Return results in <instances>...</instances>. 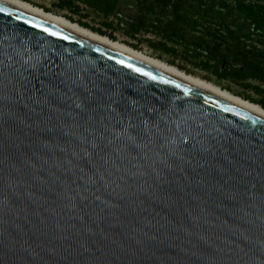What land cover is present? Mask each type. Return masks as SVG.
<instances>
[{
	"label": "water",
	"instance_id": "obj_1",
	"mask_svg": "<svg viewBox=\"0 0 264 264\" xmlns=\"http://www.w3.org/2000/svg\"><path fill=\"white\" fill-rule=\"evenodd\" d=\"M0 264H264V122L0 5Z\"/></svg>",
	"mask_w": 264,
	"mask_h": 264
},
{
	"label": "rangeland",
	"instance_id": "obj_2",
	"mask_svg": "<svg viewBox=\"0 0 264 264\" xmlns=\"http://www.w3.org/2000/svg\"><path fill=\"white\" fill-rule=\"evenodd\" d=\"M26 1L114 40H119L235 95L259 105L264 103V82L257 78L241 76L245 68L253 72L257 67L264 75L263 31H254L248 26L238 10L228 8L226 12L219 13L215 8L206 9L208 5L213 4L230 6L234 3L233 0H203L202 10L197 11L193 8L187 18L174 24V28L182 34L184 40L199 48L201 55L197 58L191 55L190 50H185L174 42L175 35L167 38L151 32L133 31L131 23L141 14L161 20L162 30H165L166 22L173 23L174 21L162 17L158 8H155L154 12L144 10V0H116L110 15H105L91 7L84 0ZM147 1L152 2L153 0ZM244 1L264 3V0ZM206 50L212 52L213 55H222L224 59H212L210 58L212 55L205 54ZM219 67L229 74L219 77L216 74Z\"/></svg>",
	"mask_w": 264,
	"mask_h": 264
},
{
	"label": "bare ground",
	"instance_id": "obj_3",
	"mask_svg": "<svg viewBox=\"0 0 264 264\" xmlns=\"http://www.w3.org/2000/svg\"><path fill=\"white\" fill-rule=\"evenodd\" d=\"M0 5L134 62L159 75L185 85L197 92L207 95L264 122V107L258 103L235 95L200 77L188 74L169 63L150 56L145 52L135 49L119 40H114L106 35L95 32L63 17L62 15L44 10L43 8L31 4L26 0H0Z\"/></svg>",
	"mask_w": 264,
	"mask_h": 264
},
{
	"label": "trees",
	"instance_id": "obj_4",
	"mask_svg": "<svg viewBox=\"0 0 264 264\" xmlns=\"http://www.w3.org/2000/svg\"><path fill=\"white\" fill-rule=\"evenodd\" d=\"M84 2L89 4L91 7H94L97 10L103 12L105 15H110L112 13V8L115 5L116 0H84ZM233 2L234 3L230 6L225 4H213L211 6L208 5L206 9L208 10L211 8H215L219 13H222V11L226 12V9L228 8L238 10L242 13L244 17L243 19L245 22H247L246 24L248 26L252 27L254 31L262 30L264 34V3L245 2L244 0H233ZM155 8H158L160 10V15L162 17L168 18L170 20L173 19V23L166 22V26L164 27L165 30H162L161 20H159L158 18L153 19L145 14H141L139 15V17H136V19H134L131 23V25H133V31L151 32L153 34L163 37L165 36L167 38H171V35H175L176 38L174 39V42L176 44L182 46L185 50H190L193 57H199L201 55L199 48L184 40L182 34H179L178 30L174 28V24H176L178 21L182 22L184 18H187L188 13L193 10V8H196L197 11L202 10V8H204L203 0H153L152 2L144 0V10L154 12ZM155 20L156 22H154ZM230 33H232L231 30ZM165 47L167 46L165 45ZM205 54L212 55L210 57L212 59H224L222 55H213V53L208 50L205 51ZM245 58L246 57H244V59ZM219 68L220 69H218V71L216 72L219 77H224L229 74L227 71H225V69H221V67ZM241 76L257 78L264 82V75L261 74V69L258 67L255 68L253 72H251L249 68H245L244 73ZM261 106L264 107V103H262Z\"/></svg>",
	"mask_w": 264,
	"mask_h": 264
}]
</instances>
